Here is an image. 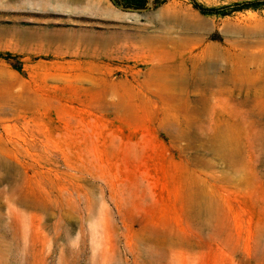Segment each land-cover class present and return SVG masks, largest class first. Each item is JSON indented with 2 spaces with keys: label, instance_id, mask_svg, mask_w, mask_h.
I'll return each instance as SVG.
<instances>
[{
  "label": "rangeland",
  "instance_id": "374dc122",
  "mask_svg": "<svg viewBox=\"0 0 264 264\" xmlns=\"http://www.w3.org/2000/svg\"><path fill=\"white\" fill-rule=\"evenodd\" d=\"M0 50V264H264V8L0 0Z\"/></svg>",
  "mask_w": 264,
  "mask_h": 264
},
{
  "label": "trees",
  "instance_id": "16d2710c",
  "mask_svg": "<svg viewBox=\"0 0 264 264\" xmlns=\"http://www.w3.org/2000/svg\"><path fill=\"white\" fill-rule=\"evenodd\" d=\"M115 5L124 10H142L147 7H158L167 0H111ZM192 5L201 13L213 16H225L235 11L246 9L260 10L264 8V0H233L230 2L206 5L200 0H190ZM9 51H1L0 57L9 59L11 57Z\"/></svg>",
  "mask_w": 264,
  "mask_h": 264
},
{
  "label": "bare ground",
  "instance_id": "6f19581e",
  "mask_svg": "<svg viewBox=\"0 0 264 264\" xmlns=\"http://www.w3.org/2000/svg\"><path fill=\"white\" fill-rule=\"evenodd\" d=\"M228 136H229V135H228ZM222 137H223V138H225V137H226V136H225V134H224V135H222ZM232 137H233V136H232ZM228 138H229V137H228ZM223 141H224V140H223ZM228 141H229V140H228Z\"/></svg>",
  "mask_w": 264,
  "mask_h": 264
}]
</instances>
